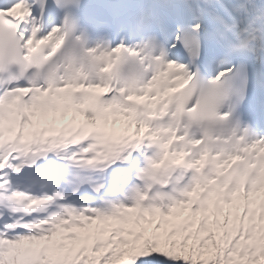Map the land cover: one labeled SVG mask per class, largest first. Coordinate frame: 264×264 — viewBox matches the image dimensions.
Returning a JSON list of instances; mask_svg holds the SVG:
<instances>
[{"label": "snow or ice", "instance_id": "1", "mask_svg": "<svg viewBox=\"0 0 264 264\" xmlns=\"http://www.w3.org/2000/svg\"><path fill=\"white\" fill-rule=\"evenodd\" d=\"M0 264H264V0H0Z\"/></svg>", "mask_w": 264, "mask_h": 264}]
</instances>
